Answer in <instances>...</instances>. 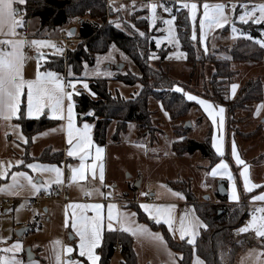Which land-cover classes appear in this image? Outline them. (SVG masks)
<instances>
[{"label": "rangeland", "instance_id": "374dc122", "mask_svg": "<svg viewBox=\"0 0 264 264\" xmlns=\"http://www.w3.org/2000/svg\"><path fill=\"white\" fill-rule=\"evenodd\" d=\"M106 1L107 8L110 10L109 12L112 15H110V17L107 16L106 21H101L99 19L96 20L101 24H105L108 20H113L119 27L128 26L129 23L132 22V12L139 8H146L152 21L153 13L150 5L155 3L157 5L155 12L157 17L156 21L160 19V21L163 22L161 29L162 32L160 35L156 36L155 41L158 45V48L167 44L171 45V49L167 51L164 60H160L159 56L153 55L151 57V64L155 67L160 65L164 68H170L172 77L178 81L175 88L182 89L181 92L184 93L186 99H188L187 95L191 94L198 97L199 99L207 100L209 102L211 101L213 104L211 102L210 104L213 106V109L216 112L218 111L216 107L219 106L226 109L225 105L215 104L209 98V94L213 93L214 91L213 85L211 84V77L215 71V68L211 64L210 60L212 59L208 53L212 50H216V48H209L207 46V48H201V46L198 47V44H195L199 61H197L195 69H193L192 65L187 63L186 54L179 45V38L174 17L164 10L165 7L161 1ZM180 1L189 5L192 3L197 4L198 7L195 21H193L190 7L188 8L191 23L196 25L197 18L200 20L203 18L202 4L190 0ZM217 3H223L226 5L225 14L228 17V23L224 24L223 27L212 26L209 28L207 25L204 29H201L200 27L202 34L206 37H209V42L211 45H218V48L224 47L234 43L235 40L240 36H249L247 32H245L235 23V18L238 23L239 21H246L245 23L252 22L254 24H264V19H261V13L259 9L257 8L255 12H252L254 7L264 4V0H218ZM233 5H235V8H233ZM158 8L160 9L159 11ZM245 12H252V15L245 16V21H241L239 17ZM86 18L89 17L86 16ZM170 19L173 20L172 25L164 23V21ZM78 21L79 18L76 17L73 18L70 23L77 25ZM31 22L32 24L28 25L29 21L27 20L26 27L23 26L22 28L27 29V32L32 35L40 36L39 33H41V36H46L44 35L46 31H52V29L48 27L41 28L40 25L34 26L36 25V20L34 19ZM60 27H64V25ZM57 28L53 29L56 30ZM233 29H235V31H233ZM34 31H36V34H33L35 33ZM17 33L19 34V37L20 35L25 34V32L21 31L20 29H18ZM52 33L53 34L51 35L55 36L59 33V31L57 30L56 34H54V32ZM34 40L46 41L49 43L44 45H35V47H33L34 49L32 48L33 53L31 52V55L25 57V72H23L25 79H35L37 71L41 73L52 71L59 74V77L64 81L65 84L66 81L73 80L75 82V93H78L81 90L91 93L90 89L87 90V88H84L83 85L77 82L79 78L77 77V73L73 70L72 66H65V70L63 74H61L56 70L44 67V63L48 59V55H42L43 58L38 59L36 55L38 52L40 54H52L56 53L58 48H62L64 52V45L62 42L54 38L36 37ZM258 40L259 43H261V45L264 47V43H262L264 42V29L261 31V36L258 38ZM51 45H55L56 47H52ZM115 46L117 45H114V47ZM163 48L165 47L163 46ZM110 54L111 52L105 56ZM50 61L52 62L53 58H51ZM121 63L122 61L118 62L112 57L107 61L98 63L94 69H92L93 71L89 75H92L94 71L97 72L99 70L114 73V71L116 72L119 70ZM233 66L235 69H237V72L233 74L230 82L227 83L229 92L232 93V85H237L233 96L238 93L240 84L249 77H260L264 84V58L262 60L248 62H234ZM116 73L117 74L113 75L111 78H107L109 79V90L112 94H119L121 97L128 99L140 91V83L128 84L115 78L118 74H135L129 70L127 63H125V65L122 67L121 72L119 71ZM66 77L68 79H66ZM92 78L88 79V85L90 79ZM26 91L27 90L25 89V95L21 98L22 102L20 105V113H18L16 118L19 117L21 113H24V115L28 117L26 110ZM191 101H193L194 104L184 116L171 118L170 114L164 108L161 101L155 98L150 99L149 106L151 111H153V121H151L150 126L151 130L148 133V136L140 138V140H150L149 143H145L147 152H142L140 149H135V147L131 146L132 144L129 143L130 141L131 143L134 142V138L136 137V131L134 130L133 125H130L128 128V134H131L134 131L131 134V138L128 140V143L127 139L124 138L120 144H109L111 163L109 166V174L111 176V180L108 181V185L112 188L113 198H120L123 200V205L120 203H108V205H116V208L113 209L114 213L135 214L130 215L131 223L129 225H121L116 220L112 221V225L114 227H119L123 231L131 234L133 237V248L137 255L138 264H180L179 259L181 258V254L172 248L171 243L164 234L163 227L156 228V226L159 225H163L166 228L173 241L180 242L185 238L188 239L189 242L194 240V242H190L193 245V254L190 264H197L198 259L199 261H202L203 264H207V262L198 254L195 247L197 236L202 228V225H204L203 220L196 211L195 202L203 204L213 202L217 205H222V203L226 202V205H229L232 203H241V200L243 199H246L247 202L249 201V198L246 196L249 193L244 194L242 199L238 202H229L228 198L225 202H222L219 198H217L215 190L217 189L218 178H215L214 175H212V169L209 167L210 160L203 157L200 151H196L194 153L185 152L181 155L172 153L171 144L181 134V137L185 136L197 140H203L206 137L211 136V142L213 144L212 135L215 129V124L217 123L213 122L212 117L208 115V112L204 110V106L201 105L199 101ZM262 105H264V99L261 102L256 103L250 110L245 108L237 109L232 114V120L230 122L227 120V124L225 126V130L227 128V133H229V129L234 142H238L239 146L241 148H245V150L246 146H248L247 152L245 151L247 154L245 155V158L249 155L250 158H255L252 162L254 164L250 171L249 179L250 181L257 183L264 182V159H258L259 155L264 152V106ZM43 110L46 113L50 112L48 108H44ZM187 122L190 123V126L185 128V124H187ZM16 125H19V127H16ZM115 125V121H113L108 128V140L111 139L112 134L115 131ZM144 130V127L141 128V131ZM252 131L254 132L253 135L245 134ZM153 137L155 138L153 139ZM36 139L37 137L32 139L27 155L25 145L27 144L28 140L20 123L16 119L9 120L0 117V162H2L3 165V168L0 170H6V175L0 176V187L13 184L12 173H27L33 178V183L42 185L40 187L42 190H49L54 185L62 184L65 173L64 170H61L59 167L58 168L62 172V182L60 183L55 182L57 175L54 171L47 169L34 170L28 168L29 164L49 165L38 159V155L40 154V151H42L41 149H43L45 144L43 140H39L37 142ZM151 141L153 144H151ZM229 153L230 147L227 155H229ZM25 154L27 157L30 156L29 160H27ZM63 159L64 157L62 160ZM230 160L231 159L229 158V162ZM17 161H22L23 163L17 164ZM9 163L11 164L10 167ZM233 163V167L229 163H227V165H229L230 170L231 168L233 169V175L236 174L234 177L237 178L239 166L236 165L235 162ZM240 174L241 173L239 172V175ZM240 178L242 182L241 175ZM40 179H42V181H39ZM16 180L18 181V184L14 188L9 190L5 187L4 191H0L1 198L5 197L18 199L16 205L10 206L6 210L0 209V238H2L0 239V249L9 248L14 243L19 241L22 247L14 255L16 259L22 262V264H48V262L46 263V261H44L46 246L49 244L48 238L55 239L57 241L61 240L60 235L62 230V216L60 208H58V214L52 216L50 220L45 218L46 213L44 212L43 206L37 207L34 211L25 210L27 199L36 195L40 190L35 192L31 184H29L27 179L24 177H16ZM138 181L140 182V186H136ZM43 185H46V187ZM162 185L166 187H162ZM242 186H244L243 183ZM169 189H171V191H169ZM210 189H212V192H210ZM174 192L181 193V196L173 195ZM142 193H152L151 195L154 198V202H149L146 200L145 195H142ZM205 195H209V198L205 199ZM190 197H193L194 200H190ZM255 203H253V207L248 203L249 212L254 208ZM142 204L164 206L174 205L175 207L171 209H165V212L170 214L172 218V228L170 229L169 225L165 222L166 216L155 215L154 209L149 210L153 212V215H149V212H146L142 207H140ZM49 205L52 207L54 203L47 202L46 206ZM220 209L223 210L224 207H221ZM140 213L144 215V219H140ZM35 216H37L38 221L42 224V228L41 226H33L25 231L21 236L17 235L16 230L22 226L31 225V222L35 219ZM247 217H245L243 222L239 226L235 227L232 231L234 235L238 237L239 240L244 241V243L247 244L252 241L253 243L256 242V244H249L242 247L238 251L233 264H264V237L258 236L255 231H247L244 233L236 231L243 226ZM181 218H184L186 223L191 222L192 224L198 225L195 228L196 234L194 237L192 235V230L190 229L188 234L185 235L183 239L181 238L179 230ZM195 218H198V221ZM139 225L146 226L148 232H138L136 235H133L132 232L125 230L126 227L130 226L135 229ZM70 232L73 234L72 231ZM70 232L67 230L68 237ZM150 233L160 234V236L163 237V241L155 238ZM75 241L67 239V244L72 245L74 243V245H76ZM116 246H120V244L117 243ZM28 248H30L31 252L34 254L33 257H28ZM12 255L13 253H4L0 251V256ZM121 260V252L119 249H116L111 259V264H120Z\"/></svg>", "mask_w": 264, "mask_h": 264}, {"label": "trees", "instance_id": "16d2710c", "mask_svg": "<svg viewBox=\"0 0 264 264\" xmlns=\"http://www.w3.org/2000/svg\"><path fill=\"white\" fill-rule=\"evenodd\" d=\"M160 1L164 7L171 9L170 12H167L174 17L179 45L186 54L187 63L195 69L199 58L195 45L197 43L192 38L193 29L188 8L183 7L184 3L180 0ZM15 7L22 9L25 27L27 20L32 17L38 18L41 28L48 27L50 29L69 25L73 18H79L78 30L75 35L82 40L76 42L66 55L62 51L59 55L48 56L49 60L45 61L44 67L63 74L65 66H72L73 70L80 74L84 63L93 65L97 53H104L112 44H115L128 54L140 68V75L130 73L129 75L118 74L115 77L128 84H141L140 91L131 98L126 99L119 94H112L107 78H92L89 82L91 93L81 90L74 94L79 119L94 124L93 136L97 144L105 145L107 143L109 139L108 128L113 121L116 125L111 140L114 142H121L128 135L130 125L134 126L136 136L139 139L148 136L151 130V121H153V111L149 106L151 98L161 101L171 118L184 116L194 104L193 101L186 99L183 92L175 88L178 81L172 77L170 68H164L160 65L155 67L151 64L153 55L164 60L167 51L171 49V45L166 44L163 45L165 48L163 46L158 48L155 39L162 32L163 22L158 19L153 24L146 8L134 10L131 15L132 22L126 27H119L113 20H108L105 24L96 20L106 21V17L112 15L107 8L106 0H26L24 5H15ZM234 20L249 36H240L231 45L216 48V50L208 53L212 59L210 60L211 64L215 68L211 77L214 91L213 93L209 92V98L215 104L226 106L229 122L237 109L250 110L256 103L264 99V84L260 77L247 78L240 84L238 93L230 96L227 83L237 72L233 63L264 58V47L258 40L261 31L264 29V24L240 21L238 23L236 18ZM51 58H53L52 62L50 61ZM16 120L22 126L28 140L25 145L27 155L34 135L57 123L56 119L46 115L30 118L24 113H21ZM143 127L145 130L141 131ZM253 133L252 131L245 134L253 135ZM181 136L182 134L171 144L173 153L181 155L185 152L200 151L203 157L210 160L211 165L221 159L213 147L211 136L203 140ZM25 157L27 160L30 159V156L27 157L26 154ZM62 158L63 153L61 151H53L51 148H46L38 156L42 162L51 163H62ZM258 159H264V152L259 155ZM232 165H234L233 162ZM237 178L239 181L238 175ZM222 181L227 183L226 179H222ZM239 187H241L240 184ZM252 194L253 192L246 195L247 198ZM217 198L225 202L227 196H220L217 192ZM190 200H194V198L190 197ZM195 205L198 215L203 220L204 225H207V227L202 226L195 247L207 264H233L242 247L256 244L252 241L247 244L244 243L232 231L243 222L249 213L246 199L241 200V203L238 204L226 205L225 202L222 205H217L213 202L207 204L195 202ZM221 207L224 209H220ZM139 217L144 219L142 213ZM29 226L32 227V225ZM158 227H163L164 234L172 248L181 254L180 264H190L193 245L188 239L185 238L180 242L173 241L163 225L156 226V228ZM117 243L120 244L122 254L120 264H138L137 255L133 248V237L123 230L106 232L103 243L99 247L101 258L98 264H111Z\"/></svg>", "mask_w": 264, "mask_h": 264}, {"label": "snow or ice", "instance_id": "6c2138e0", "mask_svg": "<svg viewBox=\"0 0 264 264\" xmlns=\"http://www.w3.org/2000/svg\"><path fill=\"white\" fill-rule=\"evenodd\" d=\"M26 0H0V36L5 38L0 39V117L4 119H12L20 113V105L22 102V96L25 95L26 91V110L28 116L39 115L44 108H48L50 112L59 119H64V101L67 99L69 101L67 105V131H68V143L71 147L68 150L69 156H76L79 152H84L83 155H80L81 164L78 169H72V180L84 179L85 178V169L88 167L84 163L90 153L86 151L91 146V138L88 135V130L90 125L84 124L83 129L75 128L74 125V112H73V102L72 97L75 93V82L73 80L67 81V87H70L72 91H65V83L59 77V74L46 71L36 73L35 79H25L23 75V62H24V53L23 48L26 44L31 45H44L49 42L41 41V40H32L27 41L24 38L17 39L16 37L19 35L16 31L17 28H22L25 24L23 17L20 15L22 9L19 7H14L16 5H24ZM152 10V22L155 23L157 17L155 15L157 5L155 3L150 5ZM183 7L191 9V14L193 21L196 19L197 12V4H184ZM225 7L223 3L216 4H203V18L200 20V27L204 29L207 25L209 28L212 26L215 27H223L224 24L228 23V17L225 14ZM235 8V5H233ZM259 9L261 13V19H264V4L258 5L252 9V12H255ZM165 11H171L169 8H164ZM252 12H245L243 15L239 17L241 21H245V16H251ZM19 17V18H18ZM246 22V21H245ZM164 23L168 25L173 24V20H166ZM235 31V29H233ZM72 34V33H70ZM171 34V30H170ZM143 35V33H141ZM193 39H196L195 30L193 31ZM264 43V42H262ZM52 47H56L55 45H51ZM57 51L62 52V48H58ZM38 59L43 58L42 54L37 53ZM82 82V81H77ZM83 87L87 88V83H83ZM237 85H232L233 94ZM178 91H182V89H177ZM95 95V93H92ZM189 100H198L201 105L204 106V110L208 112V115L212 117L213 122H216L217 116L220 118V125H223V113L224 108L220 107L218 112L214 111L213 106L209 101L199 99L196 96L191 94L187 95ZM264 106V105H262ZM258 114V113H257ZM19 127V125H16ZM77 133V142L73 144V133ZM214 146L216 148L217 153L223 155V147L222 140H214ZM104 149L97 147L96 148V158L100 159V154L103 153ZM232 154L236 158L237 164H245V162L240 159L235 142L232 143ZM23 163L22 161H17V164ZM11 164L9 163V167ZM3 168L2 162H0V169ZM28 168L34 170L47 169L54 171L57 175L56 183H60L62 172L55 165H37V164H29ZM91 168L93 169L92 175L95 178V168L96 164L93 161ZM222 168L224 172L228 175L229 179H232L231 173L229 172L228 165L225 161H221L220 164L216 165V168L212 170V175H216V169ZM6 175V170H0V176ZM13 176V184L5 186L7 189L14 188L18 181L16 177H24L27 179L28 183L31 184L32 188L35 192L40 190L42 185L33 183V178L29 176L27 173H12ZM242 176L244 177V187L246 190L251 191L254 188L261 187V185L254 184L249 179L248 167L245 165L244 171L242 172ZM99 179L101 182L104 180V165L101 163L99 165ZM46 187V185H43ZM5 187H0V191H4ZM162 187H166L163 186ZM171 191V189H169ZM86 195H90L91 192L89 190L85 191ZM103 194V193H102ZM148 193H142V195H147ZM111 195V193H108ZM173 195L181 196V193L174 192ZM231 198L233 200H239V195L237 193L235 184H233ZM253 200L264 201V193H261L257 196L253 197ZM67 207L71 208H80V209H88L91 208L95 211L96 215L93 217H87L81 215L77 217L76 213L73 212L72 216L74 217L72 227L76 229L80 241H79V249L80 256L87 257V260L91 261L92 264H96V261L99 260V257L94 254V249L98 246L101 240V229L103 226V217L100 213V209L102 205L100 204H72ZM146 212H149V215H153V212L149 211L150 209L155 210V215L166 216L165 222L169 225V228H172V218L170 214L165 212V209H171L175 207L174 205H150V204H142L140 205ZM116 208V205L109 204L108 205V215H107V227L109 230L112 229V221L116 220L121 225H129L130 215L128 213H114L113 209ZM194 211V209H193ZM261 213L260 216L253 215L251 221L241 227L238 231L241 233L247 232L249 229H255V232L258 236L264 237V208H259L256 210ZM198 221V218H195ZM159 222V221H157ZM198 225L192 224L191 222L185 221L184 218L180 220V235L183 239L185 235L188 234L189 230H192L193 237L195 236V228ZM203 227H207V225H202ZM127 231L132 232L133 235H136L138 232L144 233L148 232L146 226L139 225L135 229L132 227H126ZM155 238L163 241V237L158 233H150ZM2 239V238H0ZM194 242V240L190 241ZM55 245L59 246L55 250L56 255V264H80L79 261H72L68 259L67 261L62 260L61 256L66 251L67 253H72L73 248L71 246H67L66 248L61 245L60 241H55ZM22 245L19 241L14 243L11 247L0 249V251L4 253H13L12 256H0V264H22V262L15 257V253L21 249ZM197 264H203L202 261L197 260Z\"/></svg>", "mask_w": 264, "mask_h": 264}, {"label": "crops", "instance_id": "0c3cea01", "mask_svg": "<svg viewBox=\"0 0 264 264\" xmlns=\"http://www.w3.org/2000/svg\"><path fill=\"white\" fill-rule=\"evenodd\" d=\"M190 1L199 2L203 6L204 3L213 4V3H217L218 0H202V1L190 0ZM15 5L16 4H14V7H15ZM33 19L36 20V25H34V26H38L39 25V20H38L37 17H33L31 19H28V21H29L28 25L32 24L31 21ZM199 20L200 19L197 18L196 25L192 23V29H193V31L195 30V35H196L195 41L198 44V47L201 46V48H207V47H209V48L210 47L218 48V45H211L210 42H209V37H206V36H204L202 34L201 29H200ZM71 26H76V30H78L77 29L78 27H77L76 24L71 23ZM18 29H20L21 31H24L25 34L20 35V37L18 35L16 37L17 39L23 38V37H33L32 39H26L28 41H32L36 37H38V38H54V39H56L55 37L58 34L55 35V36H52L51 34H53L52 32H54V34H56L57 30L60 32L62 30V27H59L56 30L52 29V31H46L44 33V35H46V36H43V35L41 36V33H39L40 36L32 35V34L27 32V29H23V28H17L16 29L17 32H18ZM34 32L35 33H33V34H36V31H34ZM3 38H5V37L0 36V39H3ZM26 45L24 46V48L26 47ZM114 45L115 44H112L111 47L109 48V50H107L104 53H97L95 55V63L93 65L90 66L88 63H84L81 73L77 74V77L79 78L77 81H82V82H79L81 85H83V83H87V85H88V79L92 78V77H96V78H111L113 75L117 74L116 72H119V71L121 72V69L125 65V63L128 64V68H129L130 71H132L133 73H135L137 75L141 74L140 68L137 66V64H135V62L131 59V57L128 54H126L123 50H121L118 46H115L116 47L115 48ZM34 47H35V45H34ZM24 48H23V53H24ZM112 49H115V50H112ZM31 52L33 53V51H31ZM109 52H111V54L108 55V56H105ZM32 53H30V54H25L24 53V57H28ZM61 53L62 52L57 51L56 53L42 54V55L50 56V55H55V54L59 55ZM112 57L115 58V60L118 61V62L122 61V63L119 66L120 67L119 70H117L116 72L114 71V73L113 72H109V71L99 70L97 72L94 71L92 73V75H89L93 71L92 69H94V67L98 63H101L103 61H107L108 59H111ZM23 72H25V59H24V62H23ZM88 89H89V85L87 87V90ZM230 95L233 96V93L230 92ZM72 102H73L75 128L83 129V125L84 124L90 125V128L88 130V135L90 136L92 143H91V146L88 149H86V151H88L90 153V155H88L87 159L84 161V163L86 165H88V167L85 169V178L84 179L77 178L76 180H72V175H73L72 169H78L79 168V166L81 164L80 155H83L84 152H79L78 155H76V156H69L68 155V150L71 147V145H69V143H68V131H67V123H68V121H67V105H68L69 101L67 99H65V101H64V109H65V111H64L65 118L64 119H59L57 117H54V115L51 112L46 113L44 110H42V112L39 115H37V116H28V117L33 118V117H40V116L46 115L49 118L57 120V123L55 125H53L51 127H48V128H45V129L41 130L40 132L36 133L34 135L33 139L35 137H37V139H36L37 142L39 140H43L45 146L43 147V149H41L42 151L45 150L46 148H51L53 151H61L63 153V157H64L62 163L43 162L45 164L47 163L49 165H55V166L61 168V170H64L65 177H64L63 181L67 182V184L69 186V189H70L69 194H68V201L66 202V204L60 205V204H55L54 203V205L52 207L50 205L46 206V204L43 206L44 212L46 213V217L45 218L49 219V220L51 219L52 216H54L55 214H58V208H60L61 216H62V230H61V235H60L61 236L60 242H61V245L64 246L65 248L67 246H71L73 248L72 253H67L65 251L63 253V255L61 256V259L65 260V261H67L68 259H71L72 261H79L80 264H92L91 261L87 260L86 256L82 257L79 254V252H80V249H79L80 237H79L76 229H74L72 227V223H73V219H74V217L72 216V213L75 212L77 217H79L81 215H84V216H87V217H93V216L96 215V213L91 208H88V209L76 208V209H74V208L67 207V206L68 205H72V204H100V205H102V208L100 209V213H101L102 217L104 218L103 219V226H102V229H101V240H100L98 246L93 250L94 254L99 257V260L96 261V264H98L99 261H100V258H101L100 253H99V247L103 243V240H104L106 232L107 231L122 230L119 227H114V226L112 227L111 230H109L108 227H107V224H108V221H107L108 203H116V202L111 200V199H113V196H112L113 192H112L111 186L108 185V181L111 180V176L109 174L110 173L109 166L111 164L110 163V155H109V144L110 143H111V145L115 144V143L116 144H120L121 142H113L110 139V140L107 141V143L105 145L97 144L95 142L94 136H93L94 135V124L92 122H90V121L79 119V115L77 113L76 105H75V101H74V94H73V97H72ZM220 107L221 106L216 107V109L219 110ZM224 110L225 111L223 113V125L222 126L220 125V118H219V116H217V118H216V123L217 124H215V129H214V132H213V135H212L213 147H214L215 151H216V148L214 146V140H222L223 155L218 153L221 156V159L218 162H216L215 164H212V165H211V162H210V166L209 167H210V169L213 170L214 168H216L217 164H220V162L222 160L225 161L226 163L231 164V165H232V162H235L236 165L239 166V172L241 173L240 175L242 177V182H241V178H240L239 172H238V176H239V181H238V178L234 177L236 174L233 175V173H234L233 169L231 168V170H230L229 165H228V169H229V172L231 173L232 179L228 178V175L224 172V170L222 168L216 169L217 174L214 175L215 178H218V181L222 180V179H226L227 180L228 184L227 183L226 184H227V187H228V190H229V193L227 195L228 201L229 202H238V201H240L242 199L244 194L253 192V194L248 199L249 200L248 201L249 205L253 207V203L258 202L259 203V208H264V201L253 200L254 196H257V195H259L261 193H264V182H260V183L258 182L257 183V182L251 181L254 184L261 185V187L254 188L251 191L246 190L245 187L242 186V183L244 185V177L242 176V172L244 171L245 165L248 167V174H249V177H250V171L253 168V164H254L252 162H253V160L255 158H253V157L250 158L249 157L250 155L245 158V155H247L245 153V151L247 152V150H248L247 147L248 146H246V150H245V148H241L239 146L238 142L237 143L235 142L237 153H238L240 159H242L245 162V164H237L236 158L232 154V143H233L232 136L230 134L229 129H228L229 133H227V128L225 130V126L227 124V120H228L227 117L228 116H227V108L224 109ZM225 114H226V116H225ZM12 119L15 120L16 117H14ZM9 120H11V119H9ZM131 134H128L125 137V139H127V143L129 142L128 140L131 138ZM76 142H77V133L74 132L73 133V144H76ZM149 142H150V140H146V139L145 140H143V139L140 140L136 136L134 138V142L131 143V141H130L129 143L132 144L131 146L135 147V149H140L142 152H147V149H146L147 147H146L145 143H149ZM151 144H153L152 141H151ZM97 147H100V148L104 149L103 153L100 154L101 158L98 159V160L95 159L96 155H97V153H96V148ZM229 147H230V153H229V155H227ZM42 151H40V154L42 153ZM229 158L232 161L230 160V162H229ZM93 161H95V164H96L95 178L92 175L93 169L91 168V165H92ZM101 163H103V165H104V180H103V182H101L100 179H99V165ZM232 167H233V165H232ZM39 181H42V179H40ZM233 184H235L237 193L239 195V200H233L231 198ZM239 184L241 185V187H239ZM86 190H89L91 192V194L90 195H86L85 194ZM42 191H45V189L42 190L40 188V191L38 193H40ZM213 192H214V190H213ZM108 193H111V195H108ZM215 194L217 196V189L215 190ZM115 199H117V198H115ZM116 204H118V203H116ZM120 204H122V203H120ZM40 226L42 228V224L41 223H40ZM67 230H69V232L70 231L73 232V236L74 237H73L72 240L73 241L76 240L75 241L76 245H74V243L72 245H68L67 244V239H69V237L67 236ZM251 231H255V230L251 229ZM48 241H49L48 242L49 244L46 246V252L44 253V258H45L44 261H46V263L48 262V264H56L55 250L59 246L55 245L54 242L57 241V240L48 238ZM116 249L120 250V247L116 246Z\"/></svg>", "mask_w": 264, "mask_h": 264}, {"label": "built area", "instance_id": "2783aa9c", "mask_svg": "<svg viewBox=\"0 0 264 264\" xmlns=\"http://www.w3.org/2000/svg\"><path fill=\"white\" fill-rule=\"evenodd\" d=\"M159 10L160 9L158 8V11ZM20 15L22 16L23 13L21 12ZM70 28H71V24L62 27V30L55 37L57 40L63 43L65 55L67 54V51L70 48H72L76 42L81 41V38H78L75 34H70L71 33ZM23 38L32 39L33 37H23ZM33 47L34 45L27 44L26 47L24 48V53L30 54ZM66 79L68 78L66 77ZM65 85H66L65 91H70L71 88L67 87V81ZM69 191L70 189H69L67 182L63 181L61 185H55L49 190L42 191L32 196L31 198H28L25 204V210L34 211L37 207L44 206L47 202H52L55 204L63 205L68 201ZM210 191L212 192V189H210ZM145 198L149 202H154V198L152 197L151 194L145 195ZM111 200L115 201L116 203H123V200H121L120 198L119 199L113 198ZM17 201L18 199H15V198H5V197L1 198L0 197V209L6 210L8 207L16 205ZM257 209H259V206H258V203H255L254 208L249 212L248 217L245 219L243 226L247 223L249 219H252L253 215H256V216L261 215V213L256 211ZM31 225L32 227L40 226V222L38 221L37 216H35V219L31 222ZM236 231L239 232L238 230ZM248 232H252V231H248Z\"/></svg>", "mask_w": 264, "mask_h": 264}, {"label": "water", "instance_id": "95a60500", "mask_svg": "<svg viewBox=\"0 0 264 264\" xmlns=\"http://www.w3.org/2000/svg\"><path fill=\"white\" fill-rule=\"evenodd\" d=\"M76 31H77V30H76V26H71V28H70V32H71L72 34H75ZM189 126H190V123L187 122V124H185V128H188ZM136 186H140V182H139V181L136 183ZM217 192H218V194H219L220 196H227V195H228L229 190H228V187H227V184L225 183V181H222V180H219V181H218V184H217ZM208 198H209V196L206 195V196H205V199H208ZM45 209H46V208H45ZM29 228H30L29 225H27V226H22V227H20L19 229L16 230V233H17V235L21 236V235H22L25 231H27ZM73 237H74L73 234L70 233V234H69V239L72 240ZM27 251H28V257H33V256H34V254L31 252V249H30V248H28Z\"/></svg>", "mask_w": 264, "mask_h": 264}, {"label": "bare ground", "instance_id": "6f19581e", "mask_svg": "<svg viewBox=\"0 0 264 264\" xmlns=\"http://www.w3.org/2000/svg\"><path fill=\"white\" fill-rule=\"evenodd\" d=\"M250 221H251V219H249L245 225H247ZM245 225H244V226H245ZM254 230H255V229H254ZM248 231H251V229L248 230Z\"/></svg>", "mask_w": 264, "mask_h": 264}]
</instances>
